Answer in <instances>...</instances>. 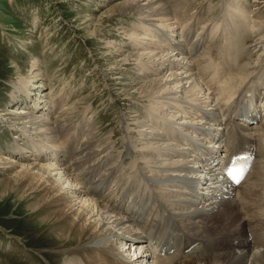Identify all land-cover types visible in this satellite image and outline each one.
Segmentation results:
<instances>
[{
    "label": "bare ground",
    "instance_id": "obj_1",
    "mask_svg": "<svg viewBox=\"0 0 264 264\" xmlns=\"http://www.w3.org/2000/svg\"><path fill=\"white\" fill-rule=\"evenodd\" d=\"M182 1L118 0L104 12L106 17L103 15L96 20L89 15L85 18L84 24L89 33H100L99 41L102 42L104 39L101 32L107 21H132L131 26L123 25L119 28L124 35L122 41L125 47L110 42L114 49L105 57L111 55L117 60L105 70L110 78L109 83L104 85L105 94L96 95L104 99L113 87L116 90V105L120 106L119 101L122 100L125 110L131 109L126 114L121 111L124 124L118 123L119 130H116L118 137H122L119 144L112 135L98 138V131L90 128L85 131L86 140L83 139L79 150L73 153L77 135L76 132L72 134L70 123L76 119L75 129L83 125L84 120L80 119L90 111L91 104L86 99L89 95L82 97L83 93L80 94L79 89L76 91V87L69 91V84L62 86L55 92L56 95L46 93L47 86L43 82L44 74L40 73L39 60L33 61L32 65L37 70L35 76L20 78L19 85L10 97L12 103L24 102L29 107L11 109L8 113L10 115H0V121L7 123L11 131L17 132L18 137L20 134V140L23 137L28 142V146L23 147L12 143L6 149L19 157V164L0 153V189L4 195L14 192L21 194L25 200L35 201L32 214L40 217L43 213L46 216L40 218L38 225L33 226L44 230L53 228L50 237L55 242L54 248L58 250L57 256H64V264H180L181 261H177L179 256L169 254L168 247H185V252L188 247H196L190 251L195 254L199 251L195 243L197 240H202L204 245L189 264H264V124L260 128L245 127L248 131L246 141L250 136H256L259 142L261 137L263 146L262 158L255 165V172L241 187L230 188L226 192V183L220 177L219 170L201 163L207 156L221 161L218 159L219 154L237 139L226 117L232 118L233 115L231 108H226L230 96L235 92L259 95L264 92V71L260 75L256 73L258 76L253 75L256 70L264 67V32H261L264 28V22H261L264 20V0H253L254 4L250 5L252 11L249 12L240 7L235 9L240 16L248 18L254 30L260 28L257 30L259 36L250 46L248 42L253 41V31L243 43L239 40L231 42L229 39L231 43L227 50H222V54L234 56L233 68L219 66L218 69L213 65L208 68L211 76L205 83L198 82L196 77L200 73L205 76L204 70L208 64L205 56L209 59L207 53L202 52L198 58L187 57L189 51H194L197 46L192 44L193 35L190 30H198L194 26H200L201 23L195 22V16L192 26L189 22L185 23L184 16L177 21V25L172 22L170 5L174 2L177 7ZM102 2L112 3V0ZM106 3L101 5L104 7ZM254 13L253 18H250L249 15ZM33 23L37 24L38 20ZM216 30L214 28L213 32ZM158 32L170 34L172 40L161 42L156 37ZM207 32L204 33L205 37ZM178 35L184 38V42L178 40ZM189 59L192 61L189 62ZM37 86L45 91H35L33 88ZM83 86L84 89L85 83ZM220 107L223 113L219 111ZM33 109L39 114L35 115ZM207 137L214 141H227L222 146L214 147ZM70 139L74 140L72 149L68 143ZM119 147L121 152L117 157L114 153ZM213 147L216 149L211 151ZM64 149L76 157L74 160H61V164L56 160L59 156L54 151L64 154ZM32 150L34 153L40 152L43 157L38 154L36 160L31 158L29 161H45L51 157L56 163H25L29 157L27 153H32ZM202 151L208 155L201 159ZM25 153L27 155H23ZM132 159L134 164L126 168L124 164ZM57 162L63 166L61 169L56 167ZM135 166H140L141 170L136 173L135 180L129 182L127 176ZM73 167L81 169V173L93 168L101 173L98 180L93 181L94 187H86L84 194L76 175L72 173ZM108 184L110 188L105 194L101 193ZM137 186L145 193L159 198L163 207L172 208L174 218L184 227L183 231L189 230L192 236H196L188 238L192 239L191 244L180 245L176 237L179 235L174 229L166 233L164 215L158 214L154 219L159 222L150 225L152 222L148 220L152 219H148L149 214L146 218L142 207L145 195L141 197V190ZM127 191L133 192L131 196L135 200L129 206L124 203L126 217L122 216L124 210L115 204L114 198L122 202ZM220 218L223 227L218 228ZM250 234L254 236L253 242L249 241ZM156 236L161 237L160 241ZM227 237H234L231 247H224ZM236 238L239 244L235 246L233 241ZM130 247L141 248L130 250ZM12 248L19 251L14 245ZM162 253L165 255L161 256ZM226 254L232 256L223 262V255ZM124 255L132 258L127 260L123 258ZM24 256L29 257L26 253ZM167 259L176 261H165ZM32 262L35 263L34 260Z\"/></svg>",
    "mask_w": 264,
    "mask_h": 264
},
{
    "label": "rangeland",
    "instance_id": "obj_2",
    "mask_svg": "<svg viewBox=\"0 0 264 264\" xmlns=\"http://www.w3.org/2000/svg\"><path fill=\"white\" fill-rule=\"evenodd\" d=\"M117 1L118 0H112V3H106L102 2V0H0V115L5 113L7 115H10L8 113L11 109L29 107L28 103L24 102H20L19 104L12 103L10 97L14 91V88L19 85L18 83L20 82V78L26 79L35 76L37 70H35L36 68H32V65L33 61L39 60L40 73L44 74L43 82L47 86V88H45V90H47L46 93H54V95H56L55 92H58L61 88H63L62 86H64L65 84H69V91H71L73 87H76V91L79 89V91L81 90L80 94L83 93L82 97H87L89 95V98L86 99L87 101L88 99L90 101L88 103L91 104L90 111L84 118L81 117L80 120H84L82 121L83 125L81 127L77 126L75 129V125L77 123L76 119L72 120L70 123L71 129H73L71 130L72 134L76 132L75 136L77 135V138H75L76 144L73 153H76L79 150L81 141H83V139H85L86 137L85 131L90 128H95V130L98 131V138L112 135L114 139L117 138L119 144V139L121 141L122 137H118L116 130H119L118 123L123 122L124 124V120L121 116V111L126 114L127 111L129 112L131 109L125 110V103L122 100L119 101L120 106L116 105L117 98L114 95L116 93V90H114L113 87H111V93H109V96H106L104 99H100L99 97H96V95H103L104 89L106 88L104 87V85L106 84V82L109 83L110 81V78L106 75L105 70L108 68L109 64H112L117 60L111 55L109 57H105L106 54L114 49L112 46H110V42H115L114 44H116V46L118 47H125L122 41L124 35L121 33L122 31H120V27H123V25L124 27H129V25L131 26L132 21L126 19L113 20L110 23L109 21H107V23H105V25L103 26V31L101 32V37L104 39L103 42L99 41V39H101L99 37L100 33L96 35L95 32L94 35H91V33H89L88 31L89 29L86 28L87 25L84 24L85 18L87 16L91 15V18H95L97 20V18L103 16L104 12L112 7V5H114ZM182 2L183 3H181L177 7L174 5V2L171 3L170 9L172 13V22L177 25V21L184 16L183 18L185 19V23L189 22L192 26V19L193 16H195V22H200L201 27L207 28L206 30H204L200 26H194L198 30H190L191 35H193V38H191L192 44H194V46H197H195L194 48L195 52L189 51V55L187 56L189 58L190 56L195 55V53H198L196 54L197 56L202 54V52L207 53L206 55L209 58L207 60V70L205 69V72L202 70L205 73V76H203V73H200V76L196 77V80L198 82L205 83L211 76V70L208 68H212L214 66H217L218 69L220 67L233 68L234 56L232 55L230 57L221 54V47V50H227L230 43L234 40H239L240 43H243L246 41L247 36L251 34V31H253V41L248 42L250 46V43H253L254 40L257 39L256 36H259L257 30H259L260 28L254 30V26L252 23H249L248 18L240 16L238 12L235 11V9L239 7L248 12L252 11L250 5L254 4V1L183 0ZM236 2H238V5L236 4ZM104 3H106V6L103 7L102 5ZM189 10L190 12L188 14ZM255 14L256 13L251 14L252 16L249 15L250 18H253ZM104 17H106V15H104ZM224 18L227 21L226 25L222 24L223 20L221 21V19ZM34 20H38V23L34 24ZM261 22H264V20H261ZM206 23H208L207 26H205ZM214 24V28L219 29V27L222 26L224 30L220 33H217L214 38H211L209 29H211ZM96 25L98 29H100V26L98 24ZM96 25L93 26L94 29L96 28ZM177 27L178 26H176V29ZM232 27H234V29H232ZM206 31L208 32L207 36L205 37L204 33ZM261 32H264V28H262ZM160 33L161 32H158V35L156 37L158 40L161 39V42L168 43V41L172 40V36L170 34ZM199 34L201 35L199 36ZM259 34L262 35L263 33ZM253 35L255 36L253 37ZM178 36V40L184 42V38L180 35ZM229 39L231 40V42ZM195 40L196 42L198 41V43H193V41ZM217 40H221V42H218ZM199 42L201 43V45H199ZM208 43L209 48H207ZM202 49H205L206 51H203ZM232 49L234 50V48ZM191 61L192 60L189 59V62ZM256 71L257 72H254L253 75L258 76L261 74V72L264 71V67L259 71ZM87 73H89L90 75L86 76ZM50 81H52L51 84ZM83 83H85L84 89L82 88ZM33 89H35V91H45L44 89H39V86ZM75 93L77 94V92ZM72 97L73 94L71 98ZM92 97L94 98L92 99ZM106 106H108V108H105ZM33 111L35 112V115L39 114L36 113L38 112L36 109H33ZM2 116H0V119L2 118ZM9 127L10 126L7 123H5L4 121H0V153H2V156L8 157V160L14 159V161L17 162L18 160H20L19 157L7 151V147H9V145H12V143L21 147L25 145L28 146V142L27 139L24 140L23 137L20 140V134L18 137L17 132L11 131ZM78 132L81 133H79L78 135ZM69 138H71V136ZM73 141V139H70V141L68 142L70 144V149H72ZM33 142L40 143L37 140ZM123 142H125L124 138ZM1 149H4V151L2 152ZM64 151V154L54 151V154L59 156L58 159H54L59 162H61V160L65 161L68 158L74 160V157H76L75 154H72L71 151L66 152L67 149H64ZM120 152L121 147H119V149H117V152L114 153L115 156L118 157ZM30 153L31 152L27 153L29 157L25 159V163H56L55 161H52L53 158L51 157H48L45 161H34L37 158L36 156L41 155V153L38 151H35L34 153L33 150L32 153ZM27 154L25 153L23 155ZM41 157H43V155H41ZM31 158L35 159L29 161ZM133 160L134 159L126 161L124 166L126 168H130L131 165L134 164ZM59 162H57L58 165L56 164V167L58 169H61V167H63L61 166L62 162L61 164ZM16 164H19V162H17ZM73 168L74 169L72 173L76 175L79 186H82L81 188L83 189V194L85 191H87L86 187H94V185H92L93 181H97L98 175L101 174L95 168H93V170L90 169L89 172L84 171L85 173H81V169H76V167ZM139 169L140 166H135L134 169L129 172L127 181L129 180V182H133L135 180V175H137L136 173H138ZM1 173L2 172L0 171V174ZM55 179H57V177H55ZM112 179L117 181L115 177H112ZM0 180H2V175H0ZM142 182H144L143 179ZM137 187V189L140 188L139 186ZM109 188L110 186L108 184L103 190H101V193L105 194V192ZM140 190L141 189H139V191ZM142 191L143 190H141L140 192L141 197H144L145 195L146 198H143L144 200L142 201V203L144 202L142 207L146 214V218L148 217L147 214H149L148 219L150 218L154 221L153 223L152 220H148V222H152H150L151 226L152 224L154 225L155 223L159 222L155 221L156 219L154 218H156L158 214L163 215L164 209L167 208L170 209L171 212H174L169 206L163 207V205L160 204L158 200L159 198H156L154 194L152 196L150 193H145L144 191L142 193ZM0 193H2L0 195V264H64V256L62 255L61 258L60 256H57L56 251L58 250L54 248L55 242L50 237V233L53 228L50 230H44V228L39 229L33 226L38 225L40 223V218H44V216H46L43 215V213L40 217L32 214V211H34L35 201H31L30 199L25 200L21 197V194L14 192H8L6 195H4L3 190H1ZM132 193L133 192L127 191L122 202L121 200H116L114 198L115 204H119L118 207L122 208L124 203L129 206V203L135 200V198L131 196ZM91 197L94 199H98V197L94 195ZM156 204L158 205L157 207ZM158 207H161L162 210L158 211ZM124 209L126 208H123L122 211ZM122 216L127 217V215L125 214V210ZM219 222L221 223L220 225ZM217 224L218 228L220 226L223 227V221L221 220V218L219 219ZM147 225L148 227L150 226L149 224ZM13 245L17 247L19 251H16V249L14 248L10 249ZM140 248L141 247H130V250H136ZM24 253L28 254L29 257H25ZM145 254L148 257L147 252ZM231 256L232 255L230 254L223 255V262L228 261ZM123 258H128L127 260H129L130 258H132V256L129 257L127 255H124ZM33 260L35 261V263L32 262ZM191 260L192 257H190V259L186 262L181 261L180 264H189L192 262ZM151 262L152 261H150V263Z\"/></svg>",
    "mask_w": 264,
    "mask_h": 264
},
{
    "label": "snow or ice",
    "instance_id": "obj_3",
    "mask_svg": "<svg viewBox=\"0 0 264 264\" xmlns=\"http://www.w3.org/2000/svg\"><path fill=\"white\" fill-rule=\"evenodd\" d=\"M230 175H232V178L234 179V180H236L237 182H239V176L238 175H235V174H231L230 173Z\"/></svg>",
    "mask_w": 264,
    "mask_h": 264
}]
</instances>
